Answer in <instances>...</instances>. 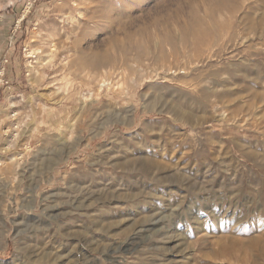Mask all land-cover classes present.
I'll list each match as a JSON object with an SVG mask.
<instances>
[{
	"label": "rangeland",
	"instance_id": "374dc122",
	"mask_svg": "<svg viewBox=\"0 0 264 264\" xmlns=\"http://www.w3.org/2000/svg\"><path fill=\"white\" fill-rule=\"evenodd\" d=\"M0 14V264H264V0Z\"/></svg>",
	"mask_w": 264,
	"mask_h": 264
},
{
	"label": "built area",
	"instance_id": "2783aa9c",
	"mask_svg": "<svg viewBox=\"0 0 264 264\" xmlns=\"http://www.w3.org/2000/svg\"><path fill=\"white\" fill-rule=\"evenodd\" d=\"M1 19H2V18H0V20H1ZM8 62H9L8 59H5V60L3 61L4 66H3L2 71L0 72V83H2V84H8V83H9V80L5 78V74H6V73H5V70H6V65H7Z\"/></svg>",
	"mask_w": 264,
	"mask_h": 264
},
{
	"label": "crops",
	"instance_id": "0c3cea01",
	"mask_svg": "<svg viewBox=\"0 0 264 264\" xmlns=\"http://www.w3.org/2000/svg\"><path fill=\"white\" fill-rule=\"evenodd\" d=\"M2 15H3V14H0V18H2Z\"/></svg>",
	"mask_w": 264,
	"mask_h": 264
}]
</instances>
